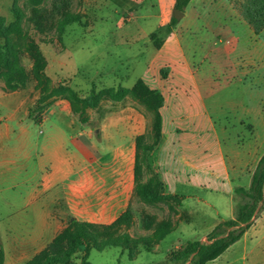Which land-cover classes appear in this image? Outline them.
Listing matches in <instances>:
<instances>
[{
  "label": "rangeland",
  "instance_id": "1",
  "mask_svg": "<svg viewBox=\"0 0 264 264\" xmlns=\"http://www.w3.org/2000/svg\"><path fill=\"white\" fill-rule=\"evenodd\" d=\"M237 1L192 0L168 32L166 26L172 16V11L167 9L170 0H41L38 4L30 0H0V15L7 23L13 20L10 11L13 2L23 13V34L10 36L9 43L13 47L14 61L29 76L25 87L14 91L5 90L0 80V100L12 98L19 104V119L24 124L32 121L31 140L39 129L45 128L38 124L48 107L58 100L69 104L73 117L92 135L106 115L129 111L143 114L148 121L143 134L151 150L142 180L149 181L159 176L156 152L162 141L161 135L155 142L151 132L153 113L130 93L115 101L109 98L107 90L120 86L131 88L141 79L167 99L202 98L211 111L225 155L231 143L239 144L241 152L250 145L244 159L246 175L238 181L242 183L239 185L248 186L247 173L264 150V118L250 115L236 119L229 109L231 104L245 98L249 108L254 104H262L264 108V29L255 35L247 23L241 21L235 8ZM69 16L78 19L62 25L63 19ZM151 33L162 40L160 48L154 46ZM0 42L3 39L0 38ZM36 58L44 65L40 76L48 89L67 86L81 99L91 91L97 95L96 106L85 108V121L80 120L69 100L62 96L47 98L52 100L51 104L40 113L35 110L40 95L36 86L38 77L32 72ZM163 67L168 68L165 75L160 72ZM31 109L33 115L29 116ZM6 111L5 106L0 105V127L5 123ZM165 128L171 133L162 151V157H166L161 161L165 179L172 181L175 177L189 175L203 186L199 191L201 198L217 205L221 215H227L229 204L233 203L236 208L240 201L238 195L232 193L233 199H230L217 192L224 188L222 165L208 121L204 117L194 122L165 118ZM172 141L175 144H171ZM182 154L193 168L180 161ZM164 161L173 165H166ZM35 166L30 159L10 165L0 174L3 264H23L43 249L56 233L77 220L65 217L60 230H51L52 226L45 221V210L39 208L47 202L45 198L24 207L23 197L34 183L33 178L27 179V171L34 170ZM176 203L174 200L144 203L133 211V223L129 228H120L110 235L117 237L126 233L134 240L149 238L152 228L145 229L143 222L169 220L174 224L171 216L175 215L173 206ZM201 209L193 220L187 212H181L178 217L181 223L159 242L144 244L139 241L130 248L91 249L87 261L90 264H188L189 261L173 263L168 254L188 241L207 242L212 218L217 219V216L211 207ZM81 257L82 252L78 251L71 258L78 264ZM206 264H264V204L243 236Z\"/></svg>",
  "mask_w": 264,
  "mask_h": 264
},
{
  "label": "crops",
  "instance_id": "2",
  "mask_svg": "<svg viewBox=\"0 0 264 264\" xmlns=\"http://www.w3.org/2000/svg\"><path fill=\"white\" fill-rule=\"evenodd\" d=\"M174 1L170 0L167 9L172 11ZM241 21L244 20L241 18ZM190 72L193 74L192 70ZM163 97L164 102L159 109L162 141L156 152V166L166 192L177 195L180 200L173 206L175 215L171 217H174V229L181 223L178 221L181 212H187L193 220L201 213L202 207L208 206L214 209L217 216V219L212 218L211 231L219 221L232 218L235 207L233 203L229 204L227 215H221L217 205L201 198L199 191L203 186L189 175L183 178L175 177L172 181L165 179L161 161L166 157H162V151L171 138L170 131L165 128V118L168 121L194 122L204 117L208 121L216 138L222 165L224 188L217 192L219 195H228L230 199H233L234 186H242L239 182L246 175L244 159L250 145L248 144L241 152L239 144L231 143L228 155H225L211 111L208 110L204 99L192 97L167 99L164 95ZM2 99L0 105L5 106L7 111L4 113L5 123L0 127V174H4V169L10 165L22 164L30 159L35 162L36 168L27 171L29 174L27 179L33 178L34 183L23 197L24 207L45 198L47 202L41 204L39 208L45 210V221L52 226L51 230L56 228L60 230L63 219L68 216L81 221L109 224L128 207L133 212L144 205L134 192L135 137L143 134L148 125L143 114L129 111L106 115L99 126L93 129L92 135L90 130L82 128L73 117L69 104L65 100H58L48 107L38 124L45 128L39 129L35 138L31 140L32 121L24 124L18 116L19 104L14 103L12 98L4 102ZM229 112L236 119L247 118L250 115L253 118H264L262 104H254L249 108L247 98L231 104ZM176 141L180 143L179 139ZM171 144L175 143L172 141ZM263 152L264 150L260 155ZM260 155L256 157L255 164ZM180 161L186 166L194 167L184 154L180 156ZM164 164L173 165L169 162ZM255 164L247 173L249 181Z\"/></svg>",
  "mask_w": 264,
  "mask_h": 264
},
{
  "label": "trees",
  "instance_id": "3",
  "mask_svg": "<svg viewBox=\"0 0 264 264\" xmlns=\"http://www.w3.org/2000/svg\"><path fill=\"white\" fill-rule=\"evenodd\" d=\"M30 1L33 4L41 2V0ZM190 1L175 0L173 8L183 11ZM235 8L252 32L255 35L260 34L264 29V0H238L235 3ZM10 11L13 20L9 23L0 15V38L3 39V42H0V80L3 81L5 90L14 91L24 88L29 76L27 71L14 61L13 47L9 43L10 36L20 37L23 34L21 26L23 13L15 2H13ZM77 19L76 16H69L63 19L62 25L72 23L77 21ZM176 21L173 16L170 17L169 23L166 26L168 32L175 25ZM150 38L153 40L154 46L160 48L162 40H157L154 33L150 34ZM43 67V63L36 58L32 72L38 77L36 86L39 88L40 95L36 101L35 110L40 113L49 106L52 100H46L47 98L62 96L69 100L73 112L78 113L80 120L85 121V108L87 106H96L97 95L91 91V94L81 99L67 86L58 85L57 87L48 89L40 76ZM167 69V67H163L160 72L165 75ZM127 93L138 99L139 102L144 104L153 113L151 132L155 142H158L162 135L159 109L164 102L163 95L159 91L150 88L141 79H138L131 88L120 86L116 89L107 90L109 98L115 101L122 99ZM32 115L31 109L29 116ZM150 150L151 145L146 142L145 134L137 135L135 137L134 162L135 195L141 202L147 204L168 200H174L179 203L180 200L177 195L166 192L160 175L153 180H142L144 166H147L146 159ZM233 192L240 197L234 216L219 221L206 235L207 242L193 240L172 249L168 254V259L171 262L189 261L188 264H206L216 259L243 236L264 204V152L259 156L251 172L248 186H234ZM132 223L133 212L130 207L120 213L109 224L72 220L66 227L56 233L43 249L23 264H76L72 261L71 257L78 251L82 252L81 262L78 264H90L87 261V256L91 249L101 250L107 246L130 248L139 241L144 244H147L148 241L159 242L174 229V224L169 220L153 221L150 223L144 221L145 229L152 228L149 238L134 240L126 233L117 237L110 235L120 228H129ZM101 236H106V238L99 240ZM3 262L4 251L0 247V264H3Z\"/></svg>",
  "mask_w": 264,
  "mask_h": 264
},
{
  "label": "water",
  "instance_id": "4",
  "mask_svg": "<svg viewBox=\"0 0 264 264\" xmlns=\"http://www.w3.org/2000/svg\"><path fill=\"white\" fill-rule=\"evenodd\" d=\"M181 15H182V11L181 10H178V9H175V8L172 9L173 18H175L177 20V19H179V17Z\"/></svg>",
  "mask_w": 264,
  "mask_h": 264
}]
</instances>
